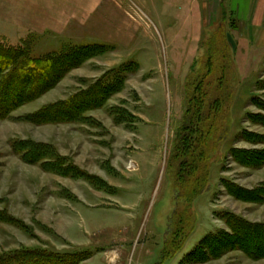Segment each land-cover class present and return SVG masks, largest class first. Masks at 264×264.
<instances>
[{
    "label": "rangeland",
    "instance_id": "obj_1",
    "mask_svg": "<svg viewBox=\"0 0 264 264\" xmlns=\"http://www.w3.org/2000/svg\"><path fill=\"white\" fill-rule=\"evenodd\" d=\"M63 1L69 10L77 0ZM87 1L79 18H58L61 32L0 33V45L24 47L33 57L94 47L52 88L0 117V214L11 218L0 222V255H89L78 264H264V51L231 34L227 0ZM218 23L231 58L227 130L193 201L188 235L164 257L176 206L167 168L172 132L184 111L186 78ZM121 78L123 87L100 104L43 119L45 108ZM120 109L126 122L114 114ZM238 220L250 225L246 233L233 231Z\"/></svg>",
    "mask_w": 264,
    "mask_h": 264
},
{
    "label": "trees",
    "instance_id": "obj_2",
    "mask_svg": "<svg viewBox=\"0 0 264 264\" xmlns=\"http://www.w3.org/2000/svg\"><path fill=\"white\" fill-rule=\"evenodd\" d=\"M206 48L204 59L198 61L193 77L188 75L186 78L184 111L174 133L167 164L173 179L176 206L170 217V223L173 224L169 225L164 241V257L171 256L188 235L194 216L193 201L207 183L212 155L227 130L231 58L227 39L219 23L206 42ZM93 53L94 47L82 46L64 51L62 55L33 57L24 47L10 49L0 45V117L52 88L70 69L80 65ZM119 81L94 84L65 106L54 104L45 108L42 117L47 120L49 116H73L77 110L79 114L80 105L100 104L108 95L120 90L124 78ZM120 111L114 114L121 117H118L121 122H126V116H130L128 117L126 110ZM132 119L137 120L136 117ZM60 160L53 157L51 161L62 172L67 171ZM73 169L76 168L71 171ZM5 216L0 214V222L11 220ZM239 229L244 234L250 229V225L238 220L233 224V231ZM23 251L14 255L1 254L0 264H78L89 256L71 253L51 254L52 257L47 258L36 250Z\"/></svg>",
    "mask_w": 264,
    "mask_h": 264
},
{
    "label": "crops",
    "instance_id": "obj_3",
    "mask_svg": "<svg viewBox=\"0 0 264 264\" xmlns=\"http://www.w3.org/2000/svg\"><path fill=\"white\" fill-rule=\"evenodd\" d=\"M61 2L58 5V0H0V33L24 35L29 32L43 33L46 30L61 32L65 26L60 20L61 15L79 18L81 8L88 9L89 5L87 0L82 3L77 0L74 7L65 10L64 1ZM227 2L233 21L231 34L234 33L239 37V44L247 47L258 46L264 51V0H227ZM151 78L146 80L147 88ZM161 84L163 85V78ZM150 92L147 94L148 100ZM135 117L137 122L141 121L139 115ZM142 121L141 123H145V117ZM176 128L172 132L171 146Z\"/></svg>",
    "mask_w": 264,
    "mask_h": 264
},
{
    "label": "bare ground",
    "instance_id": "obj_4",
    "mask_svg": "<svg viewBox=\"0 0 264 264\" xmlns=\"http://www.w3.org/2000/svg\"><path fill=\"white\" fill-rule=\"evenodd\" d=\"M113 260V259H112Z\"/></svg>",
    "mask_w": 264,
    "mask_h": 264
}]
</instances>
